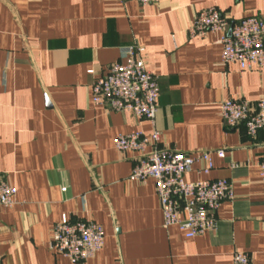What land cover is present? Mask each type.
Returning a JSON list of instances; mask_svg holds the SVG:
<instances>
[{"label":"crops","instance_id":"1","mask_svg":"<svg viewBox=\"0 0 264 264\" xmlns=\"http://www.w3.org/2000/svg\"><path fill=\"white\" fill-rule=\"evenodd\" d=\"M210 8L231 22L264 18V0H0V173L17 190L0 208V264H74L51 249L64 217L104 230L85 264H233L236 252L264 264V130L251 138L221 117L226 101L264 98V70L225 66L222 32L189 36ZM124 48H142L158 78L154 123L93 103V84L125 62ZM155 131L149 152L225 151L210 175L197 163L185 176L232 183L216 231L189 239L165 228L155 181L132 178L138 154L115 139Z\"/></svg>","mask_w":264,"mask_h":264},{"label":"built area","instance_id":"2","mask_svg":"<svg viewBox=\"0 0 264 264\" xmlns=\"http://www.w3.org/2000/svg\"><path fill=\"white\" fill-rule=\"evenodd\" d=\"M136 1L142 6L159 2ZM211 32L223 33L222 63L225 66L238 64L242 70L253 66L264 70V18L254 16L231 22L217 8L198 12L188 29L189 36L204 37ZM142 53V48L122 50L125 62L112 65L107 74L93 84V103L111 111L130 112L139 120L154 123L159 108L158 78L147 70ZM221 117L226 127L236 129L244 125L247 135L255 138L264 130V98L256 102L245 99L226 101L222 104ZM158 142V131L151 139L142 132H132L118 136L114 145L119 151L138 154L132 178L141 182L149 178L155 181L165 228L178 227L189 239L216 231L220 206L234 199L232 183L222 179L188 182L185 176L197 163L202 164L200 174L210 175L214 170L213 154L224 158L225 151H147L151 144ZM259 167L264 184V158ZM16 194L17 190L0 173V208H12ZM104 244L105 233L100 225L89 221L72 222L64 217L54 228L51 249L74 264H85L103 249ZM233 264L253 262L248 254L236 252Z\"/></svg>","mask_w":264,"mask_h":264}]
</instances>
